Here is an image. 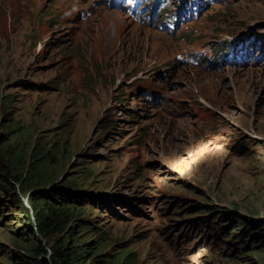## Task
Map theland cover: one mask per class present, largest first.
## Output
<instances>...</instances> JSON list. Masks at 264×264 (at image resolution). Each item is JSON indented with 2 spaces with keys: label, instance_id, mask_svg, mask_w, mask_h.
I'll use <instances>...</instances> for the list:
<instances>
[{
  "label": "rangeland",
  "instance_id": "1",
  "mask_svg": "<svg viewBox=\"0 0 264 264\" xmlns=\"http://www.w3.org/2000/svg\"><path fill=\"white\" fill-rule=\"evenodd\" d=\"M198 1L199 15L173 28L168 13L193 0H167L158 16L133 12L143 0H0V93L11 100L0 144L30 149L39 137L54 184L77 179L98 197L82 219L111 234L104 254L264 264V247L225 237L240 228L222 218L264 220V0ZM99 20L121 44L108 40L96 59ZM1 199L0 264H31L18 246L31 240L22 206Z\"/></svg>",
  "mask_w": 264,
  "mask_h": 264
},
{
  "label": "trees",
  "instance_id": "2",
  "mask_svg": "<svg viewBox=\"0 0 264 264\" xmlns=\"http://www.w3.org/2000/svg\"><path fill=\"white\" fill-rule=\"evenodd\" d=\"M10 103V98L0 93V113H8ZM114 125L110 122L107 129ZM10 127L12 132H21L16 120ZM30 131L29 128L22 131L23 136L30 135ZM43 144L39 137L35 138V145L30 149L17 150L0 144V195L10 194L11 201L22 206L26 233L31 240L20 241L18 246L27 252L31 264H136L137 257L128 248L105 254L102 252L105 245L111 242V234L102 229L96 219L94 222L82 219L85 212L82 202L87 199L96 202L98 197L82 191L77 179L54 184L60 171H48L46 165H49L50 158L39 151ZM87 173L91 176L97 174L92 167ZM3 199L0 200L1 204ZM102 203L106 204L103 200ZM196 207L206 213L213 211L208 204ZM222 218L240 228V232L234 234L225 231V237L264 247L263 219L249 218L237 210L223 211ZM56 233L55 240L50 242Z\"/></svg>",
  "mask_w": 264,
  "mask_h": 264
},
{
  "label": "bare ground",
  "instance_id": "3",
  "mask_svg": "<svg viewBox=\"0 0 264 264\" xmlns=\"http://www.w3.org/2000/svg\"><path fill=\"white\" fill-rule=\"evenodd\" d=\"M10 3L13 7H18L20 5L19 0H10ZM95 32H96V34L93 38V41H92V44L90 47L91 55L96 59L97 58H103L105 56L109 57L110 51L108 52V50H109L108 46H110V44L107 43V41L113 39V42L118 44V47H119L121 44V39L118 38L115 41L116 36L112 34L110 27L108 25H106L103 21H100V20L96 23V31ZM236 40L237 39H235V41ZM256 40L257 41H255L254 43L257 45H259L260 43L261 44L264 43V40L261 38H256ZM261 44H260V47H261ZM261 51H262V49H261Z\"/></svg>",
  "mask_w": 264,
  "mask_h": 264
}]
</instances>
